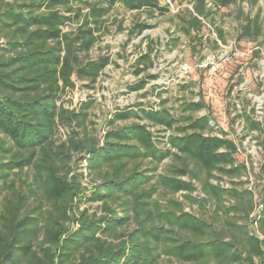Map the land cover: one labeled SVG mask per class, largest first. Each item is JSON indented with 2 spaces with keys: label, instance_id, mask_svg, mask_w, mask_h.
Here are the masks:
<instances>
[{
  "label": "trees",
  "instance_id": "obj_1",
  "mask_svg": "<svg viewBox=\"0 0 264 264\" xmlns=\"http://www.w3.org/2000/svg\"><path fill=\"white\" fill-rule=\"evenodd\" d=\"M236 3L192 0L191 9L179 10L178 27L201 43L202 19L214 23L216 13ZM117 5L150 19L170 12L162 0H0V264H160L162 255L181 264H264V183L258 193L236 188L247 166L238 164L233 140L212 135L211 112L191 114L179 126L169 109L138 104L137 111L117 110L100 137L87 126L90 103L65 107L78 82L96 84L110 64L107 56L91 60L89 54ZM73 23L76 29L65 32ZM153 27L140 22L131 33ZM215 31L225 42L223 31ZM263 37L260 14L246 17L238 42ZM148 50L138 74L153 66L152 44ZM182 105L191 113L208 107L202 98ZM243 117L264 136V123ZM132 119L138 121L115 127ZM150 127L174 131L167 148ZM60 130L67 131L63 141ZM167 159L172 164L161 174ZM25 169L32 182L15 188L10 175ZM179 193L182 201L166 199ZM31 200L38 202L32 210ZM83 203H99L100 214ZM211 204V219L185 210Z\"/></svg>",
  "mask_w": 264,
  "mask_h": 264
},
{
  "label": "rangeland",
  "instance_id": "obj_2",
  "mask_svg": "<svg viewBox=\"0 0 264 264\" xmlns=\"http://www.w3.org/2000/svg\"><path fill=\"white\" fill-rule=\"evenodd\" d=\"M170 1L173 5L170 12L165 15L156 13L152 19L147 12H130L117 5L106 17L103 34L89 54L91 60L107 56L110 58V64L96 84H89L88 81L78 82L77 89L70 90L65 95L64 105L70 109H79L81 106L79 104L90 103L87 126L90 132L100 137L108 130L107 122L117 110L131 107L137 111L138 104L146 110L160 107L169 109L171 114L181 120L179 126L185 125L183 118L191 114L194 118H201L211 112L216 122L210 124L214 128L212 135L233 140L239 148L238 164L247 166L248 175L235 179L236 188L238 190L248 188L251 178L253 189L258 193L264 183V172L261 170L264 162L262 145L264 136L251 131L243 115L246 114L253 120L264 123V37L258 42H238L237 37L241 25L248 16L260 14L264 26V0H237L236 4L221 9L212 17L214 23L208 24L214 32L221 29L225 36V42L222 44L226 47L220 51L214 43L211 29L204 28L201 43L190 42L179 29L178 12L185 8L191 9L192 0ZM167 4L168 0H162L163 6ZM87 11L88 9H84L83 13ZM140 22H147L154 27L143 34H132L135 25ZM77 26V23L69 24L64 30L71 32ZM210 36L212 40H209ZM232 43L237 45V51L230 48ZM150 44L153 46L151 54L153 66L138 74V62L148 53ZM193 46L196 48L195 51L192 49ZM207 53L214 54L220 64L219 69L213 74L200 68ZM143 83L144 87L138 89ZM232 85L234 86L231 95L227 97L229 87ZM80 95L82 98L78 103ZM200 98L207 104V109L196 113L183 110V103L198 102ZM137 121L134 119L118 121L115 127L122 128ZM150 129L154 132L160 148H167V138L174 134V131L162 132V129L152 127ZM66 134L67 131L60 130L57 139L65 140ZM170 164L172 159H167L160 166L159 173L166 174ZM12 181L15 182V188L26 190L25 184L29 185L32 182V171L30 169L23 172L15 171L9 178V183ZM83 185L91 189L90 178H85ZM196 186L198 194L200 188L198 184ZM172 197L179 201L183 200L180 193L175 196L169 195L166 199ZM30 205L32 210L38 202L31 200ZM81 207L88 209L90 214L101 212L99 203H83ZM185 210L211 219L216 208L211 204L205 211H199L196 207L194 209L186 207ZM220 226L226 227L223 222ZM159 262L181 264L164 255ZM256 262L258 263L257 260Z\"/></svg>",
  "mask_w": 264,
  "mask_h": 264
},
{
  "label": "built area",
  "instance_id": "obj_3",
  "mask_svg": "<svg viewBox=\"0 0 264 264\" xmlns=\"http://www.w3.org/2000/svg\"><path fill=\"white\" fill-rule=\"evenodd\" d=\"M168 5L173 8V5H172V3H171L170 0H168ZM211 6H212V4L209 3L208 4V7H211ZM202 21H203V24L205 25V28H208V29H211L212 30L213 35H214V43L216 42L215 44H216V46L218 48V51L224 49L226 46L223 45L222 44V41H220L218 39V36H217L216 31L215 32L213 31V29L211 28V26L208 24L209 22H206L204 19H202ZM205 39H207V36L205 37ZM209 40H212V36H210ZM235 45H236L235 43H232L231 44L230 48L232 49V51H237L238 50L237 49V45L236 46ZM256 50H259V48H256ZM257 52H259V51H257ZM217 56H218V54H217ZM218 60H220V59H218ZM219 66H220V64L217 62L216 56L214 54H212V53H207V54H205V57H204L203 61L201 62L200 68L203 69V70H205V71H208L210 74H213L214 72H216L219 69ZM80 98H82L81 95H80V97L78 96V99H79V102L78 103L81 102L80 101ZM79 105H82V103L79 104ZM249 181L250 182L247 185L248 186V190L254 192V189H253V181L251 180V178H250ZM221 184L224 186L225 185V182H222ZM258 209L260 210V206L257 208L256 212L259 211Z\"/></svg>",
  "mask_w": 264,
  "mask_h": 264
}]
</instances>
